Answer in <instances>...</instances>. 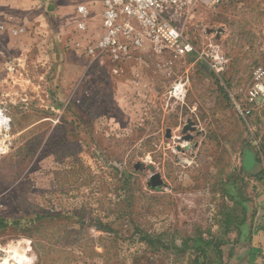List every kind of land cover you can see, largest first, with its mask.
Segmentation results:
<instances>
[{
  "label": "rangeland",
  "instance_id": "obj_1",
  "mask_svg": "<svg viewBox=\"0 0 264 264\" xmlns=\"http://www.w3.org/2000/svg\"><path fill=\"white\" fill-rule=\"evenodd\" d=\"M44 3L0 0V264H264V0L185 11L192 51L118 75L85 53L102 0L85 31Z\"/></svg>",
  "mask_w": 264,
  "mask_h": 264
},
{
  "label": "built area",
  "instance_id": "obj_2",
  "mask_svg": "<svg viewBox=\"0 0 264 264\" xmlns=\"http://www.w3.org/2000/svg\"><path fill=\"white\" fill-rule=\"evenodd\" d=\"M76 14L78 31L89 28L93 0H69ZM101 33L85 46V53L92 60H106L110 72L115 75L124 71L130 59L141 54L146 46L156 51L169 50L176 56H184L193 50L179 30V21L185 11L203 5L219 4L221 0H102ZM2 25V29H4ZM22 27L11 28L12 34H19ZM79 45V44H78ZM214 56V55H212ZM218 58V56H215ZM257 80L262 76L256 72ZM180 91V86L174 87ZM264 96V84L255 82L249 91L251 101ZM249 113V110H246ZM244 114V112H243Z\"/></svg>",
  "mask_w": 264,
  "mask_h": 264
},
{
  "label": "crops",
  "instance_id": "obj_3",
  "mask_svg": "<svg viewBox=\"0 0 264 264\" xmlns=\"http://www.w3.org/2000/svg\"><path fill=\"white\" fill-rule=\"evenodd\" d=\"M50 1V2H49ZM53 1V2H52ZM56 1L57 0H48V3H44L43 5H41V7L43 8V9H45V10H47L48 12L49 11H53L54 10V8L55 7H57V4H56ZM14 5H16V4H14ZM39 5V4H38ZM54 5V6H53ZM11 7V6H10ZM14 7V6H13ZM11 7V9L12 10H14L13 12H15L16 13V11H17V9L18 8H16V7ZM53 7V8H52ZM36 8H37V6H36ZM68 8H70V11L72 10V11H74L73 10V6L69 3L68 4ZM74 15H75V17H76V14L74 13ZM9 20H11L10 22H12L11 24L9 23V22H3V24L2 25H4V29H2V32H3V30H5L6 28H9V31L11 30V28H18L19 27V22H17V20H18V16L17 15H14V17L13 16H9V18H8ZM12 20H14V21H12ZM16 22V23H15ZM24 30H25V27L23 26L22 27ZM23 30V31H24ZM10 33H11V31H10ZM14 35V34H13Z\"/></svg>",
  "mask_w": 264,
  "mask_h": 264
},
{
  "label": "water",
  "instance_id": "obj_4",
  "mask_svg": "<svg viewBox=\"0 0 264 264\" xmlns=\"http://www.w3.org/2000/svg\"><path fill=\"white\" fill-rule=\"evenodd\" d=\"M192 121H189V123L185 126V131L188 129L194 130V127L190 124ZM187 139H190V136L186 137ZM151 182L153 186H161L164 184V180L162 178V175L159 172H155L151 175Z\"/></svg>",
  "mask_w": 264,
  "mask_h": 264
},
{
  "label": "trees",
  "instance_id": "obj_5",
  "mask_svg": "<svg viewBox=\"0 0 264 264\" xmlns=\"http://www.w3.org/2000/svg\"><path fill=\"white\" fill-rule=\"evenodd\" d=\"M252 152H253V151H252ZM260 152H261L262 156H260L259 152H258V153H257V152L254 153V152H253V154H254V156H255V159H256V162H257V163H260V161H263V160H264V150L261 149ZM260 172H261V173H264V170H261ZM200 240H201V239H200ZM201 242L206 243V241L203 240V239H202ZM199 249H201L202 251H206L205 248H203L202 246H200Z\"/></svg>",
  "mask_w": 264,
  "mask_h": 264
}]
</instances>
